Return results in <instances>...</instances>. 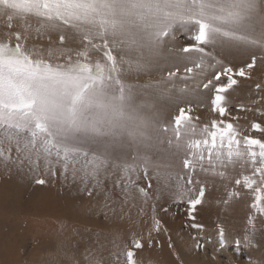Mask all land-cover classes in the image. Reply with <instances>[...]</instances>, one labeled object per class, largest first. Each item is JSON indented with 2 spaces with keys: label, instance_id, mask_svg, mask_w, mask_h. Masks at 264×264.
I'll return each instance as SVG.
<instances>
[{
  "label": "snow or ice",
  "instance_id": "1",
  "mask_svg": "<svg viewBox=\"0 0 264 264\" xmlns=\"http://www.w3.org/2000/svg\"><path fill=\"white\" fill-rule=\"evenodd\" d=\"M0 21V163H27L39 169L43 160L47 171L61 164L67 172L69 165L83 162L85 177L97 183L111 164L122 172L125 190L138 189L147 203L149 193L136 181L147 179L149 188L153 178L167 184L173 175V157L180 156L188 176L177 174L176 197L187 198L192 220L196 217L191 213L205 197V188L193 179L198 169L221 178L229 168L240 169L235 185L253 195L251 208L264 215V125H250L262 138L245 134L247 129L232 122L239 117L231 115L226 96L238 84L235 77L251 79L256 52L264 53V0H0ZM177 25L192 32L193 42L181 47L182 55L176 58L183 62L185 80L187 74L195 73L191 77L195 80L221 65L203 84L214 91L210 107L216 118L202 127L192 123L190 106L179 108L174 123H165L157 107L160 100L179 99L166 85L174 87L180 67L167 72L164 86H153L157 98L152 101L138 99L134 86L123 79L126 71L146 70L158 59ZM33 32L49 40L55 33L58 44L28 47ZM216 48L245 51L251 61L238 70L223 66L211 51ZM93 54L101 58L94 60ZM260 61L264 63V56ZM255 88L259 97L251 103L260 107L241 104L237 110L264 116V85L257 83ZM114 143L128 144L135 152L112 161L107 154L90 153L85 147ZM150 152L159 153V159ZM46 182L35 180L38 185ZM239 194L232 191L230 197ZM153 219L159 231L160 221ZM248 223L249 232L233 242L237 255L242 246L255 247L254 218ZM190 227L203 228L198 223ZM217 232L216 251H226L225 229ZM143 241L133 236L122 247L116 244L117 264H140L137 250L144 248ZM195 247L203 250L204 244L197 241ZM248 264L254 262L250 259Z\"/></svg>",
  "mask_w": 264,
  "mask_h": 264
},
{
  "label": "rangeland",
  "instance_id": "2",
  "mask_svg": "<svg viewBox=\"0 0 264 264\" xmlns=\"http://www.w3.org/2000/svg\"><path fill=\"white\" fill-rule=\"evenodd\" d=\"M2 26L3 21H0ZM16 27L20 26L17 24ZM191 36L189 27L177 25L161 56L146 70L126 71L123 79L134 86L138 99L152 101L157 98V89L153 86L158 83L164 86L167 72L180 67L174 78V87L171 83L166 85L179 99L160 100L157 107L165 123H174L179 108L190 106L192 123L202 127L216 118L210 107L214 91L204 89L203 84L221 65L195 80L191 78L195 73L187 74L189 78L185 80L183 62L176 58L182 55L179 52L181 47L193 42ZM26 43L28 47L47 48L50 44H58V36L53 33L49 40L47 36L37 37L33 32ZM211 51L223 66L234 70L251 61L250 54L239 49L216 48ZM256 56L257 66L252 70L251 79L235 77L238 84L226 96L231 115L239 117L232 122L247 129L245 134L262 138L260 133L251 130L250 125L253 122L264 125V116L259 111L237 110L241 104L253 109L260 107L251 103L259 97L255 85H264V63L260 61L264 53L257 51ZM100 58V55L93 54L94 60ZM226 79L221 77L222 81ZM185 87L187 91H181ZM85 147L90 153L107 154L112 161H119L135 152L134 147L119 143ZM150 155L154 160L160 157L155 152H150ZM15 160L13 151L12 161ZM84 167L83 162L69 165L65 172L61 164H54L49 172L43 160L39 169L27 163L23 166L14 162L0 163V264H117L115 245L122 247L133 236L144 238V248L137 250L140 264H248L250 259L254 264H264V215L256 214L251 208L253 195L242 186L235 185L240 169H227L225 178L199 169L193 174V179L200 181V186L205 188V197L197 211L191 213L196 217L192 220L187 198L181 201L176 197L177 174L185 179L188 176V169L182 167L180 156L173 157L170 169L173 175L167 184L153 178L149 188L147 179L142 177L136 181L139 187L148 191L150 198L147 203L138 189L125 190L120 169L109 164L97 178V183L85 177ZM38 178L45 179L46 184H36ZM90 190L91 196L88 195ZM232 191L240 194L230 197ZM154 217L160 221L159 231L155 230ZM250 218H254L256 223L255 247L242 246L237 255L233 242L249 232ZM192 223L202 225V230L191 228ZM220 227L225 229L229 242V247L223 252L216 251ZM197 241L203 242V250L196 249Z\"/></svg>",
  "mask_w": 264,
  "mask_h": 264
}]
</instances>
